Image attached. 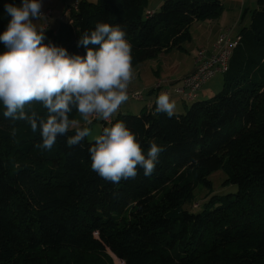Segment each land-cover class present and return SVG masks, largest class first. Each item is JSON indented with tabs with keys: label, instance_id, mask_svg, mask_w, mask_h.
<instances>
[{
	"label": "trees",
	"instance_id": "obj_1",
	"mask_svg": "<svg viewBox=\"0 0 264 264\" xmlns=\"http://www.w3.org/2000/svg\"><path fill=\"white\" fill-rule=\"evenodd\" d=\"M8 3L21 0L0 5V34ZM76 3L56 31H44V43L84 55L77 43L85 31L120 25L133 68L182 50L194 23L224 11L218 0H163L153 13L148 0ZM238 38L215 96L172 118L145 106L102 120L124 122L145 154L153 140L165 147L150 177L140 169L135 179L104 181L91 170L87 138L69 147L62 136L42 152L40 133L4 118L0 104V264H264V0ZM220 170L236 192L210 191L200 210L189 209L195 189H211Z\"/></svg>",
	"mask_w": 264,
	"mask_h": 264
},
{
	"label": "clouds",
	"instance_id": "obj_2",
	"mask_svg": "<svg viewBox=\"0 0 264 264\" xmlns=\"http://www.w3.org/2000/svg\"><path fill=\"white\" fill-rule=\"evenodd\" d=\"M43 0H21L5 11L11 16L7 29L0 34V104L4 118L26 122L39 132L42 152L51 151L59 137H66L69 147L82 146L93 135L88 126L93 118L110 122L129 100V86L135 78L132 45L120 26L97 23L85 31L77 47L84 55L69 54L54 43H44L43 30L37 28ZM45 111L41 115L35 106ZM176 101L167 92L156 99V112L168 118L176 114ZM74 131V135H68ZM15 135V129H13ZM88 151L91 170L113 184L135 179L139 170L150 177L163 145L150 142L145 154L137 134L124 122L104 127L93 137Z\"/></svg>",
	"mask_w": 264,
	"mask_h": 264
},
{
	"label": "crops",
	"instance_id": "obj_3",
	"mask_svg": "<svg viewBox=\"0 0 264 264\" xmlns=\"http://www.w3.org/2000/svg\"><path fill=\"white\" fill-rule=\"evenodd\" d=\"M5 0L0 1V5L4 2ZM64 13L60 15L56 11L55 6L53 5L52 9H43L44 11L50 10L51 11V19L49 23L47 24L45 20L40 19V23L37 24V28L40 30L45 31L46 29L56 31L59 27V23L62 21H66L69 17L68 13L66 12V9L70 7V5H74L76 2L80 0H64ZM74 1V2H73ZM91 1V0H89ZM224 3H221L222 6L224 7V11L222 13V16L217 19V20H210V21H205V22H198L194 23L191 28H190V33H191V42L186 45L187 52L182 53L178 52L177 50H172L170 52H165L161 53L158 56V59L164 57L165 61L162 62V64L157 65V66H151L147 65L146 62L141 63V65L137 66L134 71H135V78L131 85L129 86V92H131V89H137L139 91L143 92L144 98L147 93L154 94L155 90L153 88V85L157 81H166L163 86H167L166 88L168 89H174L177 85L180 84V80L188 75L189 73H192L195 69V59H196V54L199 50L201 49H206L208 53H212L214 50V45L217 43L219 37L228 32L230 34V37L232 39L237 38L239 35V32L242 27H245L249 24L250 19L248 22H243L244 17L247 16V3L249 5V8L252 10L257 8V0H223ZM149 2V7L147 12H155L157 11L163 0H148ZM222 2V0L220 1ZM226 7V9H225ZM230 8L234 9H240L244 10L243 15L240 18V21H236L232 26H230L228 23L229 21H235V19H231L227 21L225 13L230 10ZM172 52H178L170 55ZM157 59V60H158ZM212 80V79H211ZM210 82V81H209ZM208 82V83H209ZM207 83V84H208ZM221 82H211L208 84L207 89L204 87L200 90L199 95L197 99L199 100L202 99H207L211 96L214 91H216L217 88L220 87ZM213 91V92H212ZM133 92V91H132ZM160 94V91H158ZM214 95V94H213ZM212 95V96H213ZM132 101V100H130ZM124 103L118 112H129L132 114H138L142 108H144L147 103H150V106H156V100L153 101L152 99H146L145 101L142 102H135L142 104L141 107L138 105H135L134 103ZM185 104V103H184ZM184 112H176V114H183ZM116 115V114H115ZM115 115L113 117H115Z\"/></svg>",
	"mask_w": 264,
	"mask_h": 264
},
{
	"label": "rangeland",
	"instance_id": "obj_4",
	"mask_svg": "<svg viewBox=\"0 0 264 264\" xmlns=\"http://www.w3.org/2000/svg\"><path fill=\"white\" fill-rule=\"evenodd\" d=\"M91 1H96V0H91ZM219 2L221 1V0H218ZM64 0H43V8H42V13H45V12H50L51 13V11L50 10H46V11H44L43 9H52L53 8V5L55 6V8H56V11L58 12V13H60V15H62L63 13H64V7H65V4H64ZM74 2V1H73ZM255 2H256V0H255ZM220 3H224V1L222 0V2H220ZM19 6H21V4L19 5ZM71 6V5H70ZM247 16L246 17H244V21L243 22H248V20L250 19V14H251V11L253 10H251L250 8H249V5H248V3H247ZM223 9H224V7H223ZM225 9H226V7H225ZM66 12L68 13V11H67V9H66ZM243 13H244V10L242 9V10H240V9H234V8H230V10L228 11V12H226L225 13V15H227L226 16V19H227V21H229V20H231V19H235V21L233 22V21H229V25L230 26H232L236 21H240V18H241V16L243 15ZM52 14V13H51ZM222 16V15H221ZM220 16V17H221ZM219 17V18H220ZM218 18V19H219ZM40 19H43V20H45V22L48 24L49 23V19H51V16H50V18H48V19H45V18H40ZM38 20V21H36L35 23H40V21L41 20ZM217 20V19H216ZM222 36V35H221ZM220 36V37H221ZM230 36V35H229ZM220 37H219V39H218V41L220 40ZM217 41V42H218ZM188 44V43H187ZM187 44H184L183 45V49L182 50H180V52H182V53H186L187 52V48H186V45ZM217 44V43H216ZM215 44V45H216ZM215 45H214V49H215ZM201 50H204V51H206V49H201ZM201 50H199V51H201ZM178 51V50H177ZM198 51V52H199ZM214 51V50H213ZM213 51H212V53H213ZM179 52V51H178ZM178 52H172V53H170V55H172V54H174V53H178ZM198 52H197V54H198ZM207 52V51H206ZM197 54H196V57H197ZM207 54H211V53H208L207 52ZM158 57H156L155 59H151V60H147V61H145L146 63H147V65H151V66H157V65H160V64H162V62H164L165 61V58L164 57H162V58H160V59H158ZM143 63V62H142ZM139 65H141V64H139ZM138 65V66H139ZM194 65H195V68H196V59H195V62H194ZM136 68V67H135ZM134 68V69H135ZM195 70V69H194ZM136 75V74H135ZM184 78V77H183ZM183 78L180 80V82L183 80ZM210 81V82H209ZM208 82L209 83H211V82H217V81H219V82H221V84H220V87L219 88H217L216 89V91H212L213 93L211 94V95H209V96H212L213 94V96H215L216 94H218V92H220L221 91V88H222V81H223V75L222 74H218L217 76H215V77H213L212 78V80L210 79ZM165 82L166 81H162V80H160V81H157V82H155L154 83V85H153V88H154V90H155V92H154V94H150V93H147L148 95H146V99H152L153 101H155L156 99H157V97L160 95L159 94V92L158 91H160V93L161 92H163V89L164 90H169L171 93L169 94L170 95V97L173 99V100H175L176 101V105H177V107H176V112H179V111H181V112H186V110H188L190 107H191V105L193 104V102H188V103H186V102H184V101H182L181 100V98L178 96V95H176L175 93H173V89L171 88V89H168V88H166L167 86H163L164 84H165ZM207 82V83H208ZM167 83V82H166ZM208 83V84H209ZM208 84H206L205 85V89H207V87H208ZM131 92H129V102L128 103H134L135 104V102H142V101H145V98H144V96H143V92L142 91H139V90H135V89H131L130 90ZM133 91V92H132ZM139 96L140 97H142V98H139ZM130 100H132V101H130ZM200 100H201V98H200ZM133 101H135V102H133ZM185 103V104H184ZM135 105H138V106H140L141 107V105H143V103L142 104H139V103H136ZM148 105H150V103H147V106ZM91 129H92V132H93V135L92 136H90V137H88L87 139L89 140V141H93V137L95 136V135H98V134H100V133H102V130H103V128H104V124H103V122H102V120H99V119H95V118H93V120H92V123L90 124V125H88ZM107 126H109V125H107ZM106 126V127H107ZM227 178V175L223 172V170H220V171H218V172H216V173H214V174H212L210 177H209V180L211 181V184H212V188L211 189H207V188H205V187H203V186H198L196 189H195V196H194V203L192 204V205H190V206H188V208L189 209H191L192 211H198V210H200V208H201V206H202V204L204 203V201L207 199V197H208V195H209V192L211 191V193L213 194V195H220V196H225V195H227V194H230V193H234V192H236V190H237V187L236 186H229V187H225V186H223V181H225V179Z\"/></svg>",
	"mask_w": 264,
	"mask_h": 264
},
{
	"label": "built area",
	"instance_id": "obj_5",
	"mask_svg": "<svg viewBox=\"0 0 264 264\" xmlns=\"http://www.w3.org/2000/svg\"><path fill=\"white\" fill-rule=\"evenodd\" d=\"M77 8L75 3L71 8H68V13L72 9ZM51 13H43L42 18H50ZM50 20V19H49ZM229 31L222 34L220 40L215 45L213 53L207 54L206 51L201 50L196 57V68L192 73L186 75L183 80L173 89V93L178 95L182 101L191 102L197 99L200 90L207 84V82L218 74H224L228 71L229 62L233 49L237 46L239 38L232 39L229 36ZM170 94L169 90H164ZM139 98H142L139 96ZM147 106V105H146ZM150 105L147 106L149 108Z\"/></svg>",
	"mask_w": 264,
	"mask_h": 264
}]
</instances>
